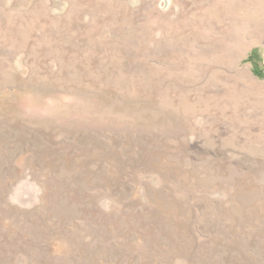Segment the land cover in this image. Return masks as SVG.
<instances>
[{
  "label": "rangeland",
  "instance_id": "obj_1",
  "mask_svg": "<svg viewBox=\"0 0 264 264\" xmlns=\"http://www.w3.org/2000/svg\"><path fill=\"white\" fill-rule=\"evenodd\" d=\"M0 264H264V0H0Z\"/></svg>",
  "mask_w": 264,
  "mask_h": 264
}]
</instances>
